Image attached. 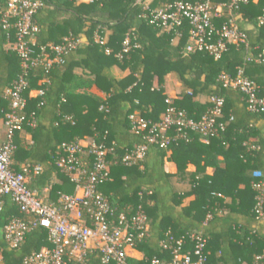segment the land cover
<instances>
[{
    "label": "trees",
    "instance_id": "16d2710c",
    "mask_svg": "<svg viewBox=\"0 0 264 264\" xmlns=\"http://www.w3.org/2000/svg\"><path fill=\"white\" fill-rule=\"evenodd\" d=\"M7 1L0 0V10ZM41 1L42 7L33 18L39 27L31 45L34 55L44 48L52 58L49 47L60 45L68 35L83 37L86 44L61 55L48 67L38 64L28 71L23 92L24 121L13 135L11 168L19 172L23 167L39 165L40 172L30 175L27 187L36 192L48 188L44 202L56 205L59 194L72 195L75 189V184L55 167L56 158L63 155L57 147L93 139L109 150L105 160L110 179L97 187L110 208L108 218L116 221L124 214L130 219L139 207L146 217V232L134 248L140 258L128 257L129 264L169 262L173 258L171 249L179 240V252L192 255V234H201L207 240L205 264H252L264 253V223L256 221L253 189V184L264 182V137L254 125L264 122V114L249 111L244 97L225 88L220 77L233 79L237 68L244 67L245 75L256 83L259 96H264V55L257 60L264 50V25H257L264 0L240 7L239 26L244 28L248 44H228L219 59L202 52L186 54L187 27L177 38L150 26L140 17L144 0ZM174 1L151 0L148 8L159 9ZM131 30L138 48L132 47L119 59L117 54ZM94 33L105 39L110 54L94 42ZM15 43L14 28L5 30L0 23L3 121L10 111L6 91L22 71L21 58L13 49ZM6 44L10 49L4 47ZM113 67L127 74L116 78ZM168 77L179 83L172 98L168 95ZM93 88L97 94L91 93ZM32 90L41 94L29 97ZM211 95L224 97L220 121L225 127L208 144L192 132L175 137V131H170L172 141L167 149L149 145L141 163L123 164L134 147L146 144L147 132L132 131L131 115L158 122L170 99V106L198 120L210 106ZM197 96L205 99L196 100ZM219 157L223 167H219ZM167 165L175 172L171 173ZM187 165L194 169L187 171ZM207 168L213 170L211 175L206 173ZM141 189L151 194L139 196ZM2 201L0 264H22L26 256L51 248L47 231L38 225L16 248H7L3 226L22 215L10 197ZM85 219L88 222V216ZM66 264L103 263L100 252L91 249L82 261L72 259Z\"/></svg>",
    "mask_w": 264,
    "mask_h": 264
},
{
    "label": "built area",
    "instance_id": "2783aa9c",
    "mask_svg": "<svg viewBox=\"0 0 264 264\" xmlns=\"http://www.w3.org/2000/svg\"><path fill=\"white\" fill-rule=\"evenodd\" d=\"M143 1V0H142ZM259 0H177L163 5L159 9H149L148 3L143 4V14L140 16L150 26L162 33H173L177 38L183 35L187 27L186 54L196 52L207 53L214 59H219L226 51L228 44L247 45V35L239 26V9L248 3ZM140 2V1H139ZM42 7L41 0H8L4 9L0 10V23L3 29L12 26L15 30L16 43L13 49L21 58V74L12 87L6 91L10 111L6 114L5 141L0 145V211L4 197H10L19 208L21 217L10 219L2 229L4 244L9 249L16 248L24 239L25 234L35 226L47 231L50 249L26 256L22 264H66L72 259L82 261L88 250L96 249L101 254L103 264H129L128 257H134L135 245L146 232V217L139 207L130 219L119 215L118 219L108 218L110 208L98 185L109 180L108 164L105 156L108 149L97 145L93 139L63 143L57 147L63 155L56 158L55 167L75 184L72 195L59 194L56 205L46 203L36 191L27 185L31 174H38L39 165L32 169L23 167L19 172L11 168V156L14 150L13 135L24 121L23 111L26 100L23 92L27 88L28 71L43 64L46 67L59 61L61 55L76 50L82 45L80 38L68 35L57 46H50L53 57H48L41 48V54L34 55L31 45L39 31L34 15ZM257 25H264L263 14L257 18ZM94 42L105 47V39L97 33ZM132 30L128 33L117 54L119 59L127 54L132 47L138 48ZM105 54L111 53L109 48ZM264 55V50L258 55V61ZM225 88H230L241 94L252 113L264 114V96H259L256 83L245 75L244 67H238L235 78L220 77ZM41 94V92H38ZM210 106L198 119L188 118L184 111H178L170 106L162 115L160 121L151 122L138 116H130L132 131L147 132L146 144L134 147L122 160L124 165H136L143 161L149 145L167 149L172 141L168 133L175 131V137H185L186 132L199 136L200 142L208 144L218 130H223L224 97L211 95ZM102 106L100 110H103ZM91 160H88V158ZM256 192L254 211L256 221L264 223V182L253 184ZM150 195L151 191L141 189L139 196ZM88 216V222L85 219ZM194 243L193 254L180 253L182 241H176L171 249L173 258L169 262L153 260L152 264H205L207 240L201 234L190 235ZM252 264H264V253L255 257Z\"/></svg>",
    "mask_w": 264,
    "mask_h": 264
},
{
    "label": "crops",
    "instance_id": "0c3cea01",
    "mask_svg": "<svg viewBox=\"0 0 264 264\" xmlns=\"http://www.w3.org/2000/svg\"><path fill=\"white\" fill-rule=\"evenodd\" d=\"M78 1H83V0H78ZM151 0H145V2L149 3ZM246 28H248L246 26ZM80 40L83 42L82 45L86 44V40L83 38V37H79ZM6 49H10V44H6L4 46ZM112 73L113 75L116 77V78H122L123 76H125L127 74V71H121L119 70L118 68L116 67H113L112 68ZM179 84V83H177ZM175 86H171L168 82H167V88H168V95L172 98V97H175V91H173L172 89H175L174 88ZM5 91V90H4ZM172 91V92H171ZM39 90H32L29 92V97H35L37 94H38ZM91 93L93 94H97V90L96 89H92L91 90ZM172 94V95H171ZM99 95V94H98ZM101 95H103L101 93ZM235 99H237V95L234 97ZM205 98L203 96H197L196 97V100H199V101H202L204 100ZM241 100V99H240ZM239 100V101H240ZM237 103V106L240 107L241 104L239 102H236ZM256 127H258L260 129V132H261V135L264 137V122L263 121H258L254 124ZM5 138H6V127L4 125V121L3 120H0V145L5 141ZM26 139H29L28 136H25ZM88 140V139H87ZM219 160V167H223V163H222V158H218ZM167 169H171V173H174L175 172V169L174 167H170L169 165L166 166ZM187 171H192L194 168L192 165H187ZM213 172V170L211 168H207L206 170V173L208 175H211ZM55 180V179H54ZM38 193V196L45 201V199L47 198V194H48V188H45L41 191H37ZM132 255L135 257V258H140V254L135 252V253H132Z\"/></svg>",
    "mask_w": 264,
    "mask_h": 264
},
{
    "label": "rangeland",
    "instance_id": "374dc122",
    "mask_svg": "<svg viewBox=\"0 0 264 264\" xmlns=\"http://www.w3.org/2000/svg\"><path fill=\"white\" fill-rule=\"evenodd\" d=\"M145 4H147V2H145ZM167 82L171 85V86H175L174 88L175 89H172L173 91H176V89L179 87V84H177V82L174 80V78H170V77H168L167 78ZM172 92V91H171ZM172 95V94H171ZM188 169V168H187ZM182 188H184V187H182ZM180 189H181V186H180Z\"/></svg>",
    "mask_w": 264,
    "mask_h": 264
}]
</instances>
